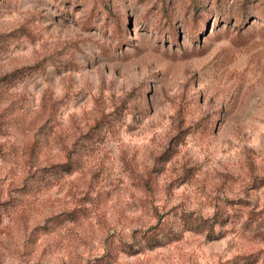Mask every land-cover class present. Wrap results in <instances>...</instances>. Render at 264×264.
<instances>
[{
  "label": "rangeland",
  "instance_id": "obj_1",
  "mask_svg": "<svg viewBox=\"0 0 264 264\" xmlns=\"http://www.w3.org/2000/svg\"><path fill=\"white\" fill-rule=\"evenodd\" d=\"M0 264H264V0H0Z\"/></svg>",
  "mask_w": 264,
  "mask_h": 264
},
{
  "label": "trees",
  "instance_id": "obj_2",
  "mask_svg": "<svg viewBox=\"0 0 264 264\" xmlns=\"http://www.w3.org/2000/svg\"><path fill=\"white\" fill-rule=\"evenodd\" d=\"M196 34V30L193 32ZM35 67H24L3 77L4 83L12 84L32 74ZM225 211H217L211 217H204L194 211L176 213L171 219H161L145 231L136 232L135 243L127 245L128 252L139 253L147 249H156L182 239L186 232L216 234L217 226H225L229 222ZM123 248H126L123 246Z\"/></svg>",
  "mask_w": 264,
  "mask_h": 264
}]
</instances>
